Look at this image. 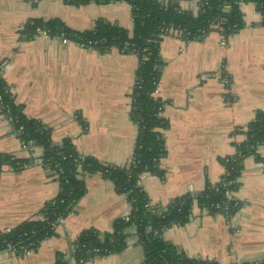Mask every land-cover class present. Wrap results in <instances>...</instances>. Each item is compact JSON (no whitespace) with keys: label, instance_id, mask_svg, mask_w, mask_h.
<instances>
[{"label":"crops","instance_id":"obj_1","mask_svg":"<svg viewBox=\"0 0 264 264\" xmlns=\"http://www.w3.org/2000/svg\"><path fill=\"white\" fill-rule=\"evenodd\" d=\"M175 1L196 14L198 0ZM239 8L243 28L224 48L215 31L201 41H185L179 35L161 38L163 68L154 95L165 102L161 116L168 125L163 132L166 157L160 160L165 174L163 179L145 175L140 181L151 206L165 207L217 184L224 174L220 160L233 156L235 144L244 140L231 134L252 121L255 112H264V27L253 2H242ZM130 11L125 2L77 7L64 0H0V64L8 65L2 78L15 104L23 106L27 119L51 129L54 144L69 138L81 155L117 167L130 163L137 137L130 118L137 57L115 48L100 55L74 43L21 35L31 19H57L78 32L92 30L103 20L130 32ZM0 155L20 167L0 169L2 231L36 219L57 195L58 183L41 166L42 149H24L1 114ZM237 183L233 198L239 208L229 220L193 204L187 223L167 229L163 240L190 258L219 264L264 259V146L243 160ZM85 185V196L54 236L29 257L0 254V264H54L56 253L69 255L83 230L110 232L116 219L127 216V197L112 182L94 175ZM141 263L142 250L132 237L122 253L84 264ZM68 264H74L72 259Z\"/></svg>","mask_w":264,"mask_h":264},{"label":"trees","instance_id":"obj_2","mask_svg":"<svg viewBox=\"0 0 264 264\" xmlns=\"http://www.w3.org/2000/svg\"><path fill=\"white\" fill-rule=\"evenodd\" d=\"M64 1L77 7L91 2L101 5L125 2L131 8L130 32L103 20L96 21L92 30L78 32L68 29L57 19H33L36 27L49 29L53 36L68 37L100 55L115 48L137 57L130 111L131 121L137 127V137L131 161L123 167L103 164L93 157L81 155L69 138L54 144L51 141V129L24 116L23 106L15 104L10 89L0 77V95L7 108L6 113H1L11 118L13 132L22 128L17 135L22 143H31V147L42 149L41 166L58 183L57 195L42 207L36 219L21 223L12 228L10 233L0 231V244L3 241L16 245L20 242H35L36 250L43 240L56 234L54 225L57 218H66L75 212L76 205L86 194L85 179L99 175L112 182L118 193L126 195L130 205L129 213L116 219L110 232L83 230L71 245L73 255L56 253L54 264H68L71 259L74 264H79L80 260L86 263L94 257L120 254L128 247V241L132 237H135V244L142 250L141 264H219L188 257L179 248L164 241L163 233L172 226L185 225L193 204L211 215L226 212L231 217L238 211L239 203L234 198L227 200L225 193H234L237 190V179L243 160L256 156L257 149L264 146V112H255L252 121L245 127L235 129L231 134L241 135L244 140L235 144L236 151L233 156L220 160L224 174L217 184L207 185L202 192L192 196L185 195L174 199L165 207L151 206L139 176L147 174L163 179L165 174L160 167V160L166 157L163 132L168 125L161 116L165 102L154 95L163 68L159 44L163 36L169 35L168 31L177 32L185 41H194L215 31L217 26L222 28L228 39L243 28L239 8L242 2L255 4L256 11L261 16V26L264 27V0H199L195 15L182 10L175 0ZM32 32L34 27L25 24L22 36ZM83 126L85 128L84 124ZM5 165L14 169L20 168L12 158L0 155V169ZM216 205L227 210H217ZM132 230H135V235ZM24 234L27 236L23 237ZM94 250L98 252L94 253ZM240 264H264V259Z\"/></svg>","mask_w":264,"mask_h":264},{"label":"built area","instance_id":"obj_3","mask_svg":"<svg viewBox=\"0 0 264 264\" xmlns=\"http://www.w3.org/2000/svg\"><path fill=\"white\" fill-rule=\"evenodd\" d=\"M199 1V0H198ZM197 1V3H198ZM34 2H36V0H34ZM26 24L34 27V32H32V34L30 35H24L21 37L24 38V39H33V38H36V37H43V38H52V39H58L63 45H66L68 43H74L76 44L78 47L82 48V49H91L89 47H85L84 45L82 44H77L75 43L74 41L70 40L68 37H64V36H61V35H55L53 36L51 31L49 29H45L44 27H36L33 23V19L29 20L26 22ZM23 30H24V27H23ZM22 30V32H23ZM215 32L218 33V35L220 36V46L222 48H224L226 46V43H227V38L226 36L224 35L223 31H222V28L221 27H215ZM168 34L169 35H179L177 34V32H172V31H168ZM90 44V43H89ZM128 45H125V47H127ZM8 68V65L7 64H3V65H0V77H2V74L3 72ZM214 77V76H212ZM223 84H228L229 83V79L225 76L222 80ZM165 106V105H164ZM164 106L162 108H164ZM7 108L3 105L2 103V98H1V95H0V114L3 115V117L6 119V121L9 123L11 129H12V120L11 118L7 117L5 114H2L1 112H7L5 111ZM22 130V128H19L18 129V132H12L14 133V135H18L20 134V131ZM22 146L24 149H27V148H31V143L29 144H24L22 143ZM147 175V174H146ZM145 177V174L143 175H140L139 176V179L140 181ZM225 198L227 200H231L233 199V192H229V191H226L225 193ZM215 208L217 210H227L226 208H222L220 205H216ZM219 216H223L226 220H229V218H231L228 214H226V212H224V214H218ZM43 221V220H41ZM64 222H65V218H62V217H59L57 218L56 220V224L54 225V230L57 231L58 229H60L61 227H63L64 225ZM11 229H5V230H2L1 232L3 233H10ZM132 234L135 235V230H132ZM27 234H24L23 237H26ZM36 243L35 242H32V243H23V242H20L18 243V245L14 244V243H10V242H5L3 241L1 244H0V254L2 253H7V254H11L12 256L14 257H18V258H24V257H29L33 252H34V247H35ZM94 253H97L98 250H94L93 251ZM69 255H73V250H72V247H71V250L70 252L68 253ZM98 259L97 257H94L93 260H96ZM79 264H84L82 260L79 261Z\"/></svg>","mask_w":264,"mask_h":264},{"label":"water","instance_id":"obj_4","mask_svg":"<svg viewBox=\"0 0 264 264\" xmlns=\"http://www.w3.org/2000/svg\"><path fill=\"white\" fill-rule=\"evenodd\" d=\"M202 40V38H199V41H201ZM124 53H128L127 51H124Z\"/></svg>","mask_w":264,"mask_h":264},{"label":"rangeland","instance_id":"obj_5","mask_svg":"<svg viewBox=\"0 0 264 264\" xmlns=\"http://www.w3.org/2000/svg\"><path fill=\"white\" fill-rule=\"evenodd\" d=\"M33 148V147H32ZM69 216V215H68Z\"/></svg>","mask_w":264,"mask_h":264}]
</instances>
